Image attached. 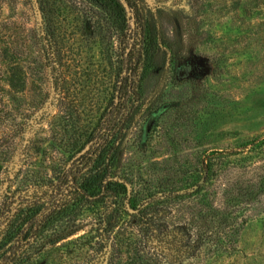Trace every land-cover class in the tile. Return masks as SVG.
Listing matches in <instances>:
<instances>
[{"label": "rangeland", "instance_id": "374dc122", "mask_svg": "<svg viewBox=\"0 0 264 264\" xmlns=\"http://www.w3.org/2000/svg\"><path fill=\"white\" fill-rule=\"evenodd\" d=\"M37 4L39 16L33 0H0V47L15 46L23 71L21 90H9L0 79V205L9 194L55 181L85 144L80 145L116 79L119 31L100 1ZM137 4L140 13L158 21L177 53L166 50L163 70L144 74L140 106L123 136L116 173L139 187H184L201 152L264 136V0ZM133 20L130 26L127 17L131 28ZM49 26L65 56L60 95L52 84L43 32ZM247 146L236 154L243 155L240 163L222 165L215 183L264 171V145ZM184 201L176 206L184 209ZM231 215L216 222L211 240L180 264H264V191L259 201ZM90 225V215H80L75 232L54 245L63 248L57 244L86 233ZM59 248L51 253L54 262L62 259Z\"/></svg>", "mask_w": 264, "mask_h": 264}, {"label": "trees", "instance_id": "16d2710c", "mask_svg": "<svg viewBox=\"0 0 264 264\" xmlns=\"http://www.w3.org/2000/svg\"><path fill=\"white\" fill-rule=\"evenodd\" d=\"M97 1L114 17L119 31L116 79L80 143L90 142L89 147L65 164L54 182L2 200L0 264H180L201 243L211 240L214 225L228 221L235 209L259 201L264 191V171L215 183L224 172L223 164L233 167L240 163L243 155L237 156L239 152L247 143L246 149L262 147L264 136L227 150L201 152L192 180L184 187H139L116 173L123 136L140 106L144 74L150 69L163 70L166 50L177 53V47L157 20L138 11L137 0H126L133 12L132 28L119 0ZM43 32L52 84L60 95L65 77L61 59L65 56L54 28L45 27ZM52 45L57 46L53 53ZM0 79L9 90L23 87L18 52L11 42L0 47ZM183 198L181 209L176 203ZM80 215L91 217L87 232L57 244L63 248L54 245L75 232ZM57 248L63 250L59 253L62 259L54 262L56 255L51 253Z\"/></svg>", "mask_w": 264, "mask_h": 264}, {"label": "water", "instance_id": "95a60500", "mask_svg": "<svg viewBox=\"0 0 264 264\" xmlns=\"http://www.w3.org/2000/svg\"><path fill=\"white\" fill-rule=\"evenodd\" d=\"M33 2H34L35 9L37 11V14L39 16L40 12H39L37 0H33ZM119 2L122 4L126 16L129 17L130 26H132V16H133L132 8L129 6V4L127 3L126 0H119ZM89 144H90V142H86L82 147H80L78 150H76V152L68 159L66 166L71 161H73L76 157H78L80 154H82L89 147Z\"/></svg>", "mask_w": 264, "mask_h": 264}]
</instances>
